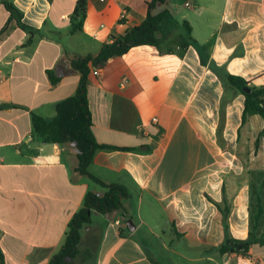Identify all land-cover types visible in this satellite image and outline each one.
<instances>
[{
  "label": "crops",
  "instance_id": "crops-1",
  "mask_svg": "<svg viewBox=\"0 0 264 264\" xmlns=\"http://www.w3.org/2000/svg\"><path fill=\"white\" fill-rule=\"evenodd\" d=\"M76 1L0 0V264H47L85 194L105 191L75 171L72 144L36 136L31 116L52 118L56 104L76 92L80 74L71 68L72 58L96 55L111 36L140 24L148 0H86L81 30L71 33ZM8 3L33 32L18 27ZM179 3L166 0L165 7L189 23L196 45L181 50L176 41L168 52L138 45L102 66H89L87 99L96 140L133 149L96 151L89 172L124 185L129 197L122 200L124 210L91 212L95 224L90 220L83 227L82 258L75 264H161L138 234L162 241L187 264H264L260 243L246 255L218 251L221 214L208 198L221 201L224 187L229 231L247 238L248 171L264 170V118L253 114L242 124L244 97L225 93L219 74L264 85V0H185L184 10ZM179 33L185 32L179 27ZM48 70L58 82L51 83ZM223 95L229 99L221 145ZM135 205L148 216L159 211L158 220L148 226L135 221Z\"/></svg>",
  "mask_w": 264,
  "mask_h": 264
},
{
  "label": "trees",
  "instance_id": "trees-1",
  "mask_svg": "<svg viewBox=\"0 0 264 264\" xmlns=\"http://www.w3.org/2000/svg\"><path fill=\"white\" fill-rule=\"evenodd\" d=\"M165 1L148 0L146 2L147 14L142 22L127 28L121 35L111 36L108 41L102 43L96 55L86 54L72 58L71 68L80 74L76 92L56 104V114L52 118L48 119L34 113L31 116L34 133L42 142L59 145L72 144L77 158L75 171L89 176L105 188V191L101 194L92 191L85 194L82 207L73 214L69 221L68 231L63 244L52 255L47 264H75V259L79 254L81 229L89 225L93 210L101 214L119 209L124 210L122 200L129 197L128 189L118 183H105L88 170L98 150L133 149L132 147L99 143L96 140L91 128V111L87 99L89 66L90 64L102 66L110 58L121 56L131 47L138 45H153L160 51L165 52L169 51L166 47L176 41H178L181 50H185L189 45H196L195 39L191 36L189 23L186 20L178 21L172 12L165 7ZM86 5V0H77L75 2V7L70 14L71 33L81 30L85 18ZM7 8L16 19L18 27L30 32L34 31V28L21 23L22 12L12 3H8ZM179 27L180 29L181 27L185 28L184 34H175V30H179ZM175 35L176 38H174ZM47 72L51 83L54 84L59 81V77L54 76L52 70ZM219 77L225 93L229 91L230 97L240 93L244 97L242 124L253 114H258L264 118V85L254 86L249 80L230 73L219 74ZM247 88L250 91H246L245 89ZM228 99V97L223 95L220 103L221 119L217 128V138L221 145L223 143V113ZM248 188L249 231L245 239L235 238L229 231L230 203L224 187L222 188L221 201H215L208 196L221 214L224 236L218 246L220 253L246 255L252 244L260 243L264 245V170L251 169L248 171Z\"/></svg>",
  "mask_w": 264,
  "mask_h": 264
},
{
  "label": "rangeland",
  "instance_id": "rangeland-1",
  "mask_svg": "<svg viewBox=\"0 0 264 264\" xmlns=\"http://www.w3.org/2000/svg\"><path fill=\"white\" fill-rule=\"evenodd\" d=\"M184 1L185 0H178V3L180 2L179 4H180V8L182 10H184L183 9V3H184ZM181 29H182V31L185 30L184 27H181ZM178 33H179V30H175V34L177 35ZM176 35H175L174 38H176ZM133 210H134L133 211L134 212L133 219L135 221L143 220L147 226L151 223V221H153V220L154 221H157L158 220L159 211H156L154 214L148 216V214L145 213V210L144 209L141 210V212H140V210L136 207V205H135V208ZM90 224H92V225L95 224L94 217H92V220H91V223ZM85 232H86L85 231V228H82L81 229L82 239L84 238ZM137 236L141 239V241H142L143 245L145 246V248H147V250L150 253H152L161 264H167V263L165 261L163 262V259L156 253V250H155L156 248H158V250L162 251V253L164 255H166L167 257H170L168 259H170V261H171L172 264H187V263L183 262V260H181L180 258H178L175 254H173L171 251L163 248V246H162L163 245V242L162 241L151 242L150 240H146L145 236L142 235V234H138ZM165 242H166V244H168V241L165 240ZM80 246H81V244H80ZM82 252L83 251H82V248H81L80 254L76 257V262H79L80 259L82 258Z\"/></svg>",
  "mask_w": 264,
  "mask_h": 264
},
{
  "label": "water",
  "instance_id": "water-1",
  "mask_svg": "<svg viewBox=\"0 0 264 264\" xmlns=\"http://www.w3.org/2000/svg\"><path fill=\"white\" fill-rule=\"evenodd\" d=\"M245 90H246V91H250L249 88H247V89H245ZM122 217H125V214H124V213L122 214ZM125 222H126V225L128 226V228H129L130 230H134L133 221H132L130 218H126V219H125Z\"/></svg>",
  "mask_w": 264,
  "mask_h": 264
},
{
  "label": "built area",
  "instance_id": "built-area-1",
  "mask_svg": "<svg viewBox=\"0 0 264 264\" xmlns=\"http://www.w3.org/2000/svg\"><path fill=\"white\" fill-rule=\"evenodd\" d=\"M121 18H123L124 17V11L121 13V16H120ZM152 121L153 122H156L157 121V118L156 117H153L152 118ZM116 223H119V220H116Z\"/></svg>",
  "mask_w": 264,
  "mask_h": 264
}]
</instances>
